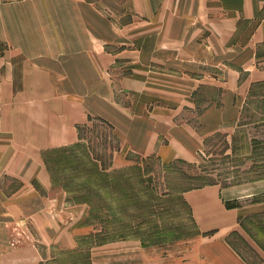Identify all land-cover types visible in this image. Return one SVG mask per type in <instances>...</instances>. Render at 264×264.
Instances as JSON below:
<instances>
[{
  "label": "crops",
  "instance_id": "1",
  "mask_svg": "<svg viewBox=\"0 0 264 264\" xmlns=\"http://www.w3.org/2000/svg\"><path fill=\"white\" fill-rule=\"evenodd\" d=\"M0 46V264H44L87 213L64 207L52 154L98 121L121 160L194 161L264 87V0H0ZM180 195L217 235L204 264H250L231 240L248 218L264 230V177Z\"/></svg>",
  "mask_w": 264,
  "mask_h": 264
},
{
  "label": "rangeland",
  "instance_id": "2",
  "mask_svg": "<svg viewBox=\"0 0 264 264\" xmlns=\"http://www.w3.org/2000/svg\"><path fill=\"white\" fill-rule=\"evenodd\" d=\"M115 145L96 121L72 150L52 154V175L68 196L64 207L87 213L84 223L67 219L64 236L75 247L54 246L44 264H204L199 243L217 235L198 228L180 192L203 181L227 186L264 177V87L250 91L236 127L207 136L191 163L121 160ZM114 156L121 165L112 164ZM258 218L242 220L245 239L231 240L250 264H264ZM14 224L12 241L32 238L25 222Z\"/></svg>",
  "mask_w": 264,
  "mask_h": 264
},
{
  "label": "trees",
  "instance_id": "3",
  "mask_svg": "<svg viewBox=\"0 0 264 264\" xmlns=\"http://www.w3.org/2000/svg\"><path fill=\"white\" fill-rule=\"evenodd\" d=\"M181 163H185V162H182V161H179ZM209 184H213V183H206V182H198V183H193L191 186H187L185 188H183L181 191H186V190H191V189H196V188H200V187H203L205 185H209Z\"/></svg>",
  "mask_w": 264,
  "mask_h": 264
}]
</instances>
